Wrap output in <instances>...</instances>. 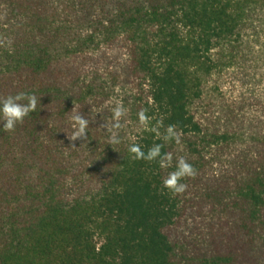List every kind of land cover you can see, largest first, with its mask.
<instances>
[{"label":"trees","instance_id":"16d2710c","mask_svg":"<svg viewBox=\"0 0 264 264\" xmlns=\"http://www.w3.org/2000/svg\"><path fill=\"white\" fill-rule=\"evenodd\" d=\"M262 36L264 0H0V98L39 100L0 131V264H264V106L221 92L264 63ZM78 112L89 139L70 141ZM130 142L172 166L130 159ZM179 157L196 175L173 194Z\"/></svg>","mask_w":264,"mask_h":264},{"label":"clouds","instance_id":"9594fccd","mask_svg":"<svg viewBox=\"0 0 264 264\" xmlns=\"http://www.w3.org/2000/svg\"><path fill=\"white\" fill-rule=\"evenodd\" d=\"M39 100L35 94L19 91L13 95L0 98V131L12 133L16 127L23 123L25 118L37 112ZM127 114V108L121 101H117L111 109V132L109 136V145L119 144L121 137L119 130L122 127L121 121ZM150 117L144 110L137 113L138 123L147 131L156 133L159 136L158 129L149 127ZM73 132L70 141H85L88 138L89 119L84 118L79 112L71 117ZM102 127H105L103 124ZM133 137V141H135ZM163 140L179 143V133L174 125H169L165 130ZM83 145V144H81ZM161 144H154L147 151H144L141 144L130 142L127 147L129 158L135 161H156L161 168L171 167L172 155L170 153L161 154ZM75 148V147H73ZM196 175V169L183 157L176 160L175 168L169 172L162 180V187L173 194H181L186 190V184L182 181L186 178H192Z\"/></svg>","mask_w":264,"mask_h":264},{"label":"rangeland","instance_id":"374dc122","mask_svg":"<svg viewBox=\"0 0 264 264\" xmlns=\"http://www.w3.org/2000/svg\"><path fill=\"white\" fill-rule=\"evenodd\" d=\"M260 39H264L263 36ZM221 86V92L231 108L235 110L244 101L245 105H249L245 107L250 110L248 113L258 114L255 102L264 106V63L254 60L244 72L238 70L235 74H225Z\"/></svg>","mask_w":264,"mask_h":264}]
</instances>
